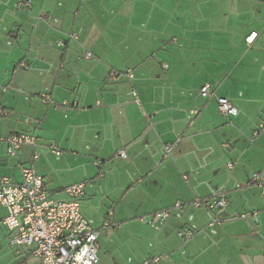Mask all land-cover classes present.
Here are the masks:
<instances>
[{"label":"crops","instance_id":"1","mask_svg":"<svg viewBox=\"0 0 264 264\" xmlns=\"http://www.w3.org/2000/svg\"><path fill=\"white\" fill-rule=\"evenodd\" d=\"M204 85L239 115L223 117ZM65 101L77 107H55ZM0 105V136L38 139L17 156L0 142V166L33 165L57 200L86 183L82 211L99 242L171 210L159 231L143 224L151 236L130 234L148 250L129 264H264V190L251 184L264 176V129L254 137L264 123V0H0ZM220 198L217 212L194 206ZM212 217L221 224L209 228ZM187 227L189 242L178 235ZM33 250L12 246L0 226V264H38Z\"/></svg>","mask_w":264,"mask_h":264},{"label":"built area","instance_id":"2","mask_svg":"<svg viewBox=\"0 0 264 264\" xmlns=\"http://www.w3.org/2000/svg\"><path fill=\"white\" fill-rule=\"evenodd\" d=\"M29 3V2H28ZM258 33L253 32L246 39L250 45L253 43ZM72 34L69 39H76ZM59 46H65V41L59 42ZM86 60H93L94 55L87 51L84 55ZM132 79V73H128ZM5 90V88L3 89ZM200 94L204 99H215L218 109L223 117H236L239 115L238 108L231 99L218 95L217 91L210 85H204ZM134 101L140 104L136 92L133 93ZM41 99L44 104L52 105L50 95L42 94ZM56 108L70 109L76 108V103L67 101L55 104ZM1 109V105H0ZM264 123L255 131L257 138ZM0 142L7 145L10 156H17L23 147L38 148V139L33 134L18 133L7 137L0 136ZM49 149L61 156V151L52 144ZM165 157L170 153L171 146H165ZM120 156L126 158L125 152L121 151ZM39 154H34L33 160H38ZM99 165V163H95ZM231 168L232 165H229ZM251 184L264 190V176L255 173L251 179ZM86 183H78L66 189L67 200H57L51 196L44 183V178L36 171L33 165L21 168V181L17 182L11 177H3L0 180V206L5 210L4 217H0V226L10 232V244L12 246L33 247V254L39 259L38 264H99L100 262V235L101 229L94 226L82 211V199L85 196ZM196 208H204L206 211L217 212L225 209L227 201L225 198L213 200H199L194 203ZM182 208L181 203H177L175 210ZM171 210H161L150 217H143L140 221L149 228L159 231L171 217ZM245 218V215L241 216ZM221 224L219 218L212 217L209 228H214ZM110 227L106 222L104 228ZM178 235L185 242L191 241L196 231L190 227L182 228ZM159 257L144 260L142 264H156Z\"/></svg>","mask_w":264,"mask_h":264},{"label":"rangeland","instance_id":"3","mask_svg":"<svg viewBox=\"0 0 264 264\" xmlns=\"http://www.w3.org/2000/svg\"><path fill=\"white\" fill-rule=\"evenodd\" d=\"M14 161L13 158H10L7 166H0V180L5 176H14L16 179H19L21 168L19 165H16ZM2 209L3 208L0 206V212H2ZM132 222L134 224L129 228L127 225H124V229L119 232L104 233L100 240L101 248L99 264H129V259L135 258L136 256L141 259L147 257L146 250L148 249L146 247V249H137L136 243L130 238V234H137V236H151L152 233L150 234L149 227L146 225L147 228L143 223L140 224V221L134 219ZM170 243H172V246H174L176 250L179 248V244H183L177 237L172 238ZM34 260V257H32V261Z\"/></svg>","mask_w":264,"mask_h":264}]
</instances>
